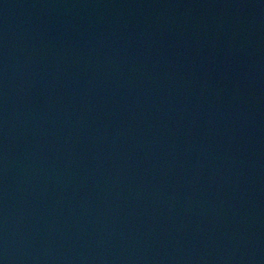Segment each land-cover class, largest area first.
<instances>
[{"label":"water","instance_id":"95a60500","mask_svg":"<svg viewBox=\"0 0 264 264\" xmlns=\"http://www.w3.org/2000/svg\"><path fill=\"white\" fill-rule=\"evenodd\" d=\"M0 264H264V0H0Z\"/></svg>","mask_w":264,"mask_h":264}]
</instances>
